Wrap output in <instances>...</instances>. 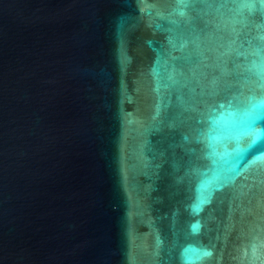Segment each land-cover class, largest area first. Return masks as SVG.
Returning a JSON list of instances; mask_svg holds the SVG:
<instances>
[{
	"label": "water",
	"instance_id": "95a60500",
	"mask_svg": "<svg viewBox=\"0 0 264 264\" xmlns=\"http://www.w3.org/2000/svg\"><path fill=\"white\" fill-rule=\"evenodd\" d=\"M0 264H264V0H0Z\"/></svg>",
	"mask_w": 264,
	"mask_h": 264
}]
</instances>
